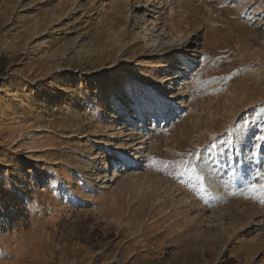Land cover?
Listing matches in <instances>:
<instances>
[{
	"label": "rangeland",
	"instance_id": "obj_1",
	"mask_svg": "<svg viewBox=\"0 0 264 264\" xmlns=\"http://www.w3.org/2000/svg\"><path fill=\"white\" fill-rule=\"evenodd\" d=\"M250 1L165 7L168 24L173 9L176 26L194 30L186 40L199 71L188 97L202 119H160L150 171L214 212L196 221L160 207L162 194L144 181L103 191L84 178L98 131L109 135L98 122L115 118L80 101L100 79L135 76L145 52L135 1L104 14V0H0V264H264V214L248 209L264 211V31ZM189 159L194 171L179 175Z\"/></svg>",
	"mask_w": 264,
	"mask_h": 264
},
{
	"label": "bare ground",
	"instance_id": "obj_2",
	"mask_svg": "<svg viewBox=\"0 0 264 264\" xmlns=\"http://www.w3.org/2000/svg\"><path fill=\"white\" fill-rule=\"evenodd\" d=\"M134 1L132 5L134 25L132 28L137 29L140 42L145 48V52L143 51L144 53L140 55L143 60L137 61L138 68L134 69L135 76L131 77L124 75V73L123 75L113 74L111 79H105L106 77L100 79L96 90L91 95H85V93L80 101L81 107L87 111H93L91 108L95 104L97 113L109 110L104 117L113 113L112 115L115 118L110 123L105 122L106 127L96 121L98 122V128L109 129L106 131L109 135L104 136L105 134H101L102 129L98 131V135L93 140L91 151L96 153L92 154L88 161H81L84 164L83 168L88 169L90 167V171H93L92 176L86 175L84 178L97 180V187L103 191L113 190L114 186L122 180L136 183L144 181V183H149L157 193L162 194L160 207L171 205L175 208L174 211L176 209L184 210L193 220H207L210 215L214 214L213 211L200 207L195 200L188 196L187 192H184L185 189L182 190L176 184L170 183L169 178L167 179L169 181H166L161 179L159 173L150 171L152 153L159 145L153 143L154 133L151 134V132L156 130L160 119H163L164 123L174 113H182L183 115L186 111H188L189 119L194 125H198V122L202 119V116L192 107L191 98L188 97L192 76L199 71L194 67L199 58L198 51L197 49L191 51V45L188 46V39L186 40V35L192 34L194 30L181 31L182 29H179L175 24L176 19L173 9L168 12L171 21L168 24L169 20L164 18L167 0ZM104 2V14H108L114 5L123 10L131 6L130 0H104ZM250 2L252 4L250 6L252 17L255 19V29L264 31V22H256L260 20V16L264 15V8L261 5L252 8L255 2L252 0ZM243 3L248 4L244 1ZM258 56L260 55L258 54ZM87 79L85 80L87 81ZM262 91L264 92V90ZM228 104V111H225L228 114L230 110V114L233 115L235 109H230L231 104ZM238 113L239 110L236 115ZM95 116L92 117L95 119ZM212 116H215V114ZM247 121L248 114L240 119L239 127H244ZM114 122L117 123L114 124ZM163 123L160 126L164 127ZM160 130L161 127L157 131ZM157 131L155 134L158 133ZM258 133L256 138L259 139L261 134ZM73 136V134L63 135L64 138H72ZM97 146L98 148H96ZM114 150L117 152L114 153ZM100 158L103 160L101 168L95 164ZM236 166L241 167V162H238ZM100 171L108 172V175L104 178L96 176V179L94 176L98 175ZM93 182L90 183V186H94L95 182ZM248 209L264 214V211L253 205Z\"/></svg>",
	"mask_w": 264,
	"mask_h": 264
},
{
	"label": "snow or ice",
	"instance_id": "obj_3",
	"mask_svg": "<svg viewBox=\"0 0 264 264\" xmlns=\"http://www.w3.org/2000/svg\"><path fill=\"white\" fill-rule=\"evenodd\" d=\"M180 167L183 168V172H178L179 175H183L184 173H187L190 169L194 171V160L189 159L187 161H180L179 162ZM261 177L264 178V173H261ZM199 179V177H197Z\"/></svg>",
	"mask_w": 264,
	"mask_h": 264
},
{
	"label": "trees",
	"instance_id": "obj_4",
	"mask_svg": "<svg viewBox=\"0 0 264 264\" xmlns=\"http://www.w3.org/2000/svg\"><path fill=\"white\" fill-rule=\"evenodd\" d=\"M5 65L2 63V67L0 68V71H4Z\"/></svg>",
	"mask_w": 264,
	"mask_h": 264
}]
</instances>
